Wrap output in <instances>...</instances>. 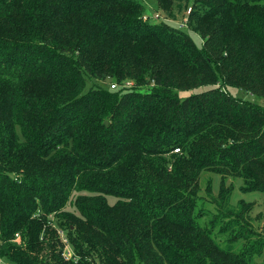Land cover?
I'll return each instance as SVG.
<instances>
[{
  "label": "trees",
  "instance_id": "1",
  "mask_svg": "<svg viewBox=\"0 0 264 264\" xmlns=\"http://www.w3.org/2000/svg\"><path fill=\"white\" fill-rule=\"evenodd\" d=\"M153 1L166 20L137 0H0L1 264L261 262L251 204H225L230 178L264 205V0Z\"/></svg>",
  "mask_w": 264,
  "mask_h": 264
},
{
  "label": "rangeland",
  "instance_id": "2",
  "mask_svg": "<svg viewBox=\"0 0 264 264\" xmlns=\"http://www.w3.org/2000/svg\"><path fill=\"white\" fill-rule=\"evenodd\" d=\"M141 6H142V19L144 21H151V22H160L161 20H166L167 15L166 13L160 9L156 8L154 5L153 0H137ZM184 19H187L186 17V11L184 14L178 13L176 16L173 18L172 22L178 26L180 29H187L188 27V22H186L185 26L180 27L181 24H183ZM170 20V19H169ZM188 32H191L192 29L186 30ZM193 32V31H192ZM191 38L193 39L194 43L196 45H200V38L199 36L194 32L190 33ZM131 85V84H130ZM199 90H190V91H184L180 92V97L185 98L186 96L190 95L191 93L198 92ZM238 97H241L243 99L249 98L247 94L240 93ZM264 104V101H263ZM226 184H232L233 185V190L230 194V199L225 204L226 208L231 211L234 215L237 214L239 211L241 205V202L246 204H251L250 211H247L243 213V219L248 222L252 228L258 232V238L259 235L264 234V205H263V197L261 194L256 193V192H250V193H241L239 191V186L241 184V180H233V179H227ZM218 185H219V176L213 175L210 173H204L202 174L200 181H199V188L197 190V198L201 199L198 204H203L202 206L205 208L207 211L206 216L202 219V222H209V220H217L219 218L217 214V208L220 210V203H219V195H218ZM209 186V188H208ZM82 193V192H81ZM74 197L71 198V202ZM110 202H113V199L109 198ZM240 205V206H239ZM248 206V205H247ZM68 210L73 211V207L69 205ZM231 214V216H234ZM263 215V218L262 216ZM246 223V222H244ZM221 227H216L215 234H218V242L222 243L223 245L225 244L226 239L231 235L232 233H226L224 235L219 234ZM238 228H234L233 232H238ZM234 235V233H233ZM257 237H253L251 239L252 241L257 240ZM18 241V239H16ZM244 240L241 239L238 241V246L237 244L235 245L236 247H240L242 242ZM73 251V250H72ZM63 258V257H62ZM65 261V259L63 258ZM264 262V251L262 253L261 259L259 262ZM259 263V264H264V263ZM1 264V263H0Z\"/></svg>",
  "mask_w": 264,
  "mask_h": 264
},
{
  "label": "built area",
  "instance_id": "3",
  "mask_svg": "<svg viewBox=\"0 0 264 264\" xmlns=\"http://www.w3.org/2000/svg\"><path fill=\"white\" fill-rule=\"evenodd\" d=\"M190 13V8L186 10V17ZM187 22V19H184L183 24L180 25V27L185 26ZM126 86H130V83H126ZM116 85L112 84L111 88H114ZM58 237L62 243V257L65 259V261H72L75 263L77 261V257L74 255V252L72 251V248L70 247L68 238L66 237L65 233L62 230L58 231Z\"/></svg>",
  "mask_w": 264,
  "mask_h": 264
}]
</instances>
